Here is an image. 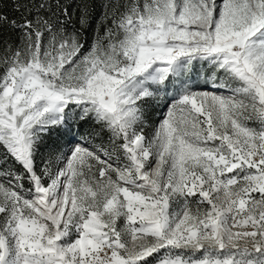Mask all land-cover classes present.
<instances>
[{"label": "snow or ice", "instance_id": "obj_1", "mask_svg": "<svg viewBox=\"0 0 264 264\" xmlns=\"http://www.w3.org/2000/svg\"><path fill=\"white\" fill-rule=\"evenodd\" d=\"M0 264H264V0H0Z\"/></svg>", "mask_w": 264, "mask_h": 264}, {"label": "rangeland", "instance_id": "obj_2", "mask_svg": "<svg viewBox=\"0 0 264 264\" xmlns=\"http://www.w3.org/2000/svg\"><path fill=\"white\" fill-rule=\"evenodd\" d=\"M163 113L160 111H157L151 116V124L154 126L161 118H162ZM152 129L150 128L149 131Z\"/></svg>", "mask_w": 264, "mask_h": 264}, {"label": "trees", "instance_id": "obj_3", "mask_svg": "<svg viewBox=\"0 0 264 264\" xmlns=\"http://www.w3.org/2000/svg\"><path fill=\"white\" fill-rule=\"evenodd\" d=\"M89 36H91V30H89Z\"/></svg>", "mask_w": 264, "mask_h": 264}]
</instances>
